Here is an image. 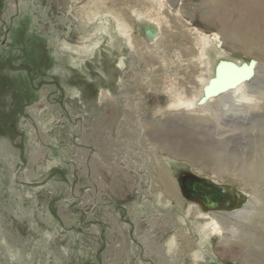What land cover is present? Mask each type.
I'll return each instance as SVG.
<instances>
[{"label":"rangeland","instance_id":"rangeland-1","mask_svg":"<svg viewBox=\"0 0 264 264\" xmlns=\"http://www.w3.org/2000/svg\"><path fill=\"white\" fill-rule=\"evenodd\" d=\"M203 1L0 0V264H249L178 185L188 172L251 194L264 129L260 112L223 124L187 103L212 52L264 63L201 19Z\"/></svg>","mask_w":264,"mask_h":264},{"label":"bare ground","instance_id":"bare-ground-1","mask_svg":"<svg viewBox=\"0 0 264 264\" xmlns=\"http://www.w3.org/2000/svg\"><path fill=\"white\" fill-rule=\"evenodd\" d=\"M230 1L238 3V6L247 8L252 5L260 11H264V0H204L199 8V16L201 19L215 25L219 33L229 42L245 48L250 53L255 50V52L264 55V19L259 23L247 26L237 11L228 10ZM227 10L230 15L226 18L221 12H227ZM148 30L151 31L149 37L154 38V29L149 27ZM203 38L206 42L208 41L205 36ZM155 39L157 38L155 37ZM212 53L213 57L207 63L209 64L207 67L211 70L207 72L206 78L203 80L200 94L192 96L187 103L193 107L196 106L195 104H200L201 107L204 106L207 110L212 111L211 113H213L218 123L223 124L228 121L236 123L241 120L245 122L250 118L252 111H257L260 112V115H258L261 120L260 124L264 127V63L257 60L253 63L252 74L247 79L216 95L201 100L203 89L214 77L215 68L218 65L215 52ZM232 63L237 66L242 65L238 61ZM204 66L207 70L206 65ZM239 76V72L228 68L222 69L219 73L217 86L231 83ZM248 147L251 154L247 156L241 174L243 180L250 182L255 190L249 194L230 185L246 195L245 204L240 209L232 211H209L217 220L214 223L211 220L209 226L211 225L215 231L221 230L226 243H230L234 235L242 239L243 243L237 245L239 247L237 257L244 256L248 258L246 262H249V264H264V129L258 135L256 141L249 142ZM158 175L166 194L176 199L177 194L163 170H158ZM213 182L219 183L216 180H213ZM253 194L257 196L254 197ZM242 250L247 253L242 254Z\"/></svg>","mask_w":264,"mask_h":264},{"label":"water","instance_id":"water-1","mask_svg":"<svg viewBox=\"0 0 264 264\" xmlns=\"http://www.w3.org/2000/svg\"><path fill=\"white\" fill-rule=\"evenodd\" d=\"M148 36L151 35L150 30H146ZM253 61L248 64L243 63L240 66L228 61H220L215 68V75L210 79L208 85L203 89V97L201 100L207 99L209 96L216 95L221 91L232 87L241 81L247 79L252 74ZM231 69L240 73L238 79L222 86H217L219 73L222 69ZM185 179H190L192 193L196 197L188 196L183 188ZM178 185L182 195L189 201L197 203L202 211H232L240 209L246 202V195L241 191L233 188L228 184L215 183L204 177H198L192 173L183 172L179 175ZM215 197L214 200L212 198ZM202 198V199H201Z\"/></svg>","mask_w":264,"mask_h":264},{"label":"flooded vegetation","instance_id":"flooded-vegetation-1","mask_svg":"<svg viewBox=\"0 0 264 264\" xmlns=\"http://www.w3.org/2000/svg\"><path fill=\"white\" fill-rule=\"evenodd\" d=\"M189 181H186V179L184 180V182H183V188H184V191H185V193L188 195V196H190V197H196V195H194L193 193H192V189H191V181H190V179H188Z\"/></svg>","mask_w":264,"mask_h":264}]
</instances>
